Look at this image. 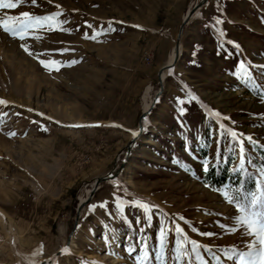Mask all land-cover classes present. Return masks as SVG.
I'll use <instances>...</instances> for the list:
<instances>
[{"label":"rangeland","instance_id":"1","mask_svg":"<svg viewBox=\"0 0 264 264\" xmlns=\"http://www.w3.org/2000/svg\"><path fill=\"white\" fill-rule=\"evenodd\" d=\"M25 11H59L66 31L40 29L20 41L0 30V99L7 102L0 105V264H42L66 245L68 254L50 264H135L145 240L155 264L162 219L169 249L179 225L212 250L201 249L206 264H215L214 255L220 264H234L221 250H246L247 238L242 229L219 227H232L234 208L205 187L201 161L213 164L220 141L221 158L232 144V168H239V149L226 133L221 137L205 106L228 117L220 122L238 139L256 141L243 140L254 164L255 148H264V70L250 69L255 90L233 73L240 61L264 64V0H22L14 10H0V18ZM217 18L223 23L216 25ZM109 21L114 31H107ZM102 28L95 40L83 38ZM37 54L78 63L50 72ZM187 92L198 100L188 101ZM82 197L90 199L79 209ZM117 198L129 202L122 212ZM136 198L156 206L150 227L143 211L130 206ZM129 247L136 249L131 255Z\"/></svg>","mask_w":264,"mask_h":264},{"label":"snow or ice","instance_id":"2","mask_svg":"<svg viewBox=\"0 0 264 264\" xmlns=\"http://www.w3.org/2000/svg\"><path fill=\"white\" fill-rule=\"evenodd\" d=\"M50 2V0H49ZM22 3V0H0V10H14L19 7ZM37 0H31V5H36ZM59 9V5L56 6ZM219 10V6H218ZM61 12H55L50 15H32L29 12L25 11L19 14V16L15 15H7L4 18H0V30L4 33L8 34L14 39H18L20 41H25L30 33L39 31L40 29H47L48 31H66V29L62 28V24L64 21L58 20V17L61 16ZM119 23V22H117ZM223 23V20L217 18L215 20L216 25H220ZM91 28V25H88ZM112 28V22H108L107 31H114ZM219 36L223 37L224 33L217 29ZM104 32L102 28L100 32L93 31L91 36L86 32L84 33V39H93L95 40L98 35ZM34 39H40L38 36H34ZM227 43L232 44L236 53H240L242 51L241 46L235 41L229 40ZM21 48L29 55L33 56V53L29 50L28 46L24 43H21ZM223 49V45L220 46ZM64 52L68 51V49H64ZM219 54V53H218ZM43 54H37L34 58L38 59L39 64L48 71H56L59 72L62 67H71L72 65L78 63L76 60L69 61L67 63L62 62L60 60H45L39 58ZM257 68L264 70V64L254 65L250 62L240 61L238 66L233 73L238 78H242L246 86L251 87L253 90L256 89V82L252 79V73L250 69ZM171 73V70H169ZM188 101L198 100V98L192 94L191 92L186 93ZM260 99L264 101V92H260ZM178 104H184L185 101L177 100ZM7 102L3 99H0V105H6ZM31 111V109H29ZM180 115H184L185 109H179ZM205 113L207 116L216 120L219 125L220 135L221 137L226 136L230 138L231 142L235 143L239 149V160L240 165L239 168L232 169L233 173L238 172L241 176L239 180L238 186H233L232 188L229 185H224L223 190L220 188H213L212 190L218 192L221 197L227 202V204L233 206L234 212L232 215L233 224L231 228H227L224 224H221L219 227L222 230H227L231 232H236L238 230H243L242 235L247 238V243L245 244L246 250H237L235 247L230 249L221 250L223 252L224 257L227 260L233 261L234 264H264V164H262L257 170L256 174L253 175L247 171L244 167L245 163L252 164V161L247 160L244 143L243 140H247L250 144L255 145L256 141L253 140L251 136L243 137V139H238L237 132L233 131L230 128H226V126L221 123V119L227 120L228 117H221L218 112L211 111L205 106ZM38 115H40L38 113ZM145 124H148L147 118H145ZM71 127H83L84 125H70ZM91 126V125H88ZM113 127H119V125H110ZM46 130V129H44ZM143 130V129H142ZM15 133H9V136H14ZM131 135L133 138L140 135V132L136 130H131ZM219 144L220 141H217ZM231 151V149H229ZM219 155V153H218ZM176 163L177 161H173ZM201 165L204 173L209 172V162L205 159L201 161ZM218 167V165H217ZM251 184V187L246 185ZM205 187H211L210 185H205ZM129 202L120 200L117 198L116 200V208L118 212H122L124 207ZM107 206V202L101 203L99 205L100 208H105ZM130 206L133 208L141 209L144 213V223L146 226H151V212L152 208L156 207L154 205L150 206L147 202L142 201L139 198L133 199L130 202ZM94 207V206H90ZM167 214H165L166 216ZM183 220V217H180ZM140 220L137 218L136 223H139ZM127 224V220H125ZM166 223L165 220H161V228L159 230V235L157 237L158 244L154 249L155 251V264H168V253L171 252V259L173 264H184V261H187V264H192L193 257L195 258L196 264H206L205 258L201 255V249L203 248L204 252L212 253V250L204 245L197 243L195 240H191L185 235L184 230L176 225L175 227V240L174 246L169 249L168 247V229L164 227ZM185 223H188L185 221ZM131 227V225H128ZM143 228L141 232H143ZM196 231L195 229H192ZM204 236H213L212 232H204L201 233ZM107 242V238H106ZM190 245V250L189 246ZM62 253L68 254V249H62ZM129 255L136 251L134 247H129L126 249ZM37 253H33L35 255ZM214 255V254H213ZM151 253L148 250L146 240L143 243V247L140 249V255L136 257L135 264H150ZM215 264H220V256H215ZM34 264V262H32ZM83 264V262H82ZM90 264H96L95 261L90 262Z\"/></svg>","mask_w":264,"mask_h":264},{"label":"trees","instance_id":"3","mask_svg":"<svg viewBox=\"0 0 264 264\" xmlns=\"http://www.w3.org/2000/svg\"><path fill=\"white\" fill-rule=\"evenodd\" d=\"M155 108L153 109V111ZM231 141V140H230ZM203 143L206 145L205 139L203 140ZM229 149H232V144H228V150L224 153L223 159L221 158V146L217 144V147L215 149L214 153V160L213 164L210 165L209 172L204 173L201 176V180L204 185H210L211 190L213 188H220L222 189L224 185H229L231 188L233 186H238L239 180L241 179V176L238 172L233 173L232 169V162L233 158H231L230 151ZM256 152L258 153V158H254V164H248V169L247 170L249 173L255 175L252 171H250V166L252 167H257L259 164L264 161V148L256 147ZM201 153L205 155V149L201 150ZM219 153V155H218ZM218 165V167H217ZM248 187H251V184L249 183L246 185Z\"/></svg>","mask_w":264,"mask_h":264},{"label":"bare ground","instance_id":"4","mask_svg":"<svg viewBox=\"0 0 264 264\" xmlns=\"http://www.w3.org/2000/svg\"><path fill=\"white\" fill-rule=\"evenodd\" d=\"M190 10H192V8H191ZM190 13H191V12L189 11L188 15L185 14V16H184V19L186 20V23L189 22V20L192 18V16H191ZM175 59H176V52L174 53V51H173V53L171 54L169 60L167 61L166 66H167V67L172 66V64H173V62H174ZM165 74H166V72H163V73H162V75H161V80L164 79ZM150 106H151L150 103L145 102V103H144V106H143V112H144V113H148V111H149V109H150ZM89 195H90V191L87 192V197H88ZM87 197H82V198H80V200H79V201H80L79 205L85 203ZM58 252H60V251H58ZM58 252H57V253H58ZM53 256H54V257H53ZM53 256H52V257H53L54 259H56L57 256H56L55 254H54Z\"/></svg>","mask_w":264,"mask_h":264},{"label":"water","instance_id":"5","mask_svg":"<svg viewBox=\"0 0 264 264\" xmlns=\"http://www.w3.org/2000/svg\"><path fill=\"white\" fill-rule=\"evenodd\" d=\"M140 131H141V126H139V132H140ZM104 180H107V178L104 177V178L99 179L98 182H97V184H96V186L99 184V182H102V181H104ZM92 195H93V191H92L91 194H90V198H92ZM90 198H89V199H90ZM89 199H88V200H89ZM88 200H87V201H88ZM87 201H86V203H87ZM84 204H85V203L80 204V205H79V209L83 208ZM65 248H67V245L64 246L62 249H65ZM62 249H61V250H62ZM61 250H60V252L56 253L55 255H56V256L61 255V253H62ZM53 257H54V256H53ZM53 257H51V259H50L49 261H45V262H43L42 264H50V263H52V262L55 260Z\"/></svg>","mask_w":264,"mask_h":264},{"label":"built area","instance_id":"6","mask_svg":"<svg viewBox=\"0 0 264 264\" xmlns=\"http://www.w3.org/2000/svg\"><path fill=\"white\" fill-rule=\"evenodd\" d=\"M150 55L145 56V63H148V58H150Z\"/></svg>","mask_w":264,"mask_h":264}]
</instances>
